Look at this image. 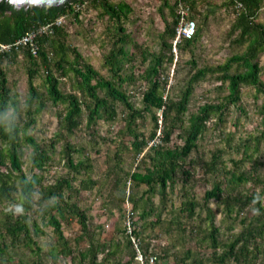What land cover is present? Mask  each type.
<instances>
[{
    "label": "trees",
    "instance_id": "1",
    "mask_svg": "<svg viewBox=\"0 0 264 264\" xmlns=\"http://www.w3.org/2000/svg\"><path fill=\"white\" fill-rule=\"evenodd\" d=\"M200 1L204 0H161L159 13L162 15L167 9L170 21L164 19L161 52L155 54L140 50L127 32L125 23L132 10L123 1L69 0L61 7L16 10L5 0H0V45H10L27 31L49 24L63 15L78 21L80 14L89 9L106 16L112 25V42L103 56L108 78L101 76L84 61L74 46L66 42L67 33L63 25L55 27L51 36L38 39L35 54L29 48L0 50V204L6 202L9 207L0 212V264H11L12 255L22 249L36 257L33 264H42L43 255L36 238L44 235L46 227L52 228L58 245L57 248H49V255L55 261L61 256L69 257L73 264L77 259L79 264H101L120 251L117 244L106 252V257L98 259L108 246L89 229L86 212L76 201L81 192L92 190L97 185L91 177V158L68 140L83 121L87 128L94 127L99 120L113 122L118 116L117 104L123 107V134L130 137V148L121 144L116 157L119 159L120 153L126 150L137 158L147 149L136 169L126 174L132 187L143 185L146 191L139 196L133 193L125 196V191L121 190L119 198L120 203L130 202L133 213L138 212V217L132 222V235L139 241V250L145 256L146 264H149L150 252L147 253V243L143 247L138 221L145 222L151 216L154 218L150 226L158 227L172 240L162 249L161 255L152 253L158 259L166 257L177 244L183 247L190 240L194 247L182 250L183 256L178 259L181 264H187V260H190L188 264H264V158H261L264 145V81L261 76H264V65L259 64L264 53V24L258 19L264 0H225L223 5L231 8L233 16L229 45L231 50L241 51H231L222 64L215 66L197 68L195 60H190L193 72L172 95L166 92V62H173L172 41L180 17L179 5L187 8L188 19L196 23L193 36L175 46L182 52L189 50L201 37V27L196 21L204 24L210 15L202 14ZM237 3L242 7L235 10ZM77 5H81L78 10ZM130 46L140 50L143 61L148 60L146 68L138 76L144 85L140 92V107L130 100L133 96L128 89L137 81L132 68H127L135 55ZM18 60H23L26 65L27 92L23 102L18 92L9 86L6 70ZM41 72L45 92L34 84ZM211 78L218 82L216 91L225 94L219 95L215 101L203 103L185 118L196 85ZM64 79L71 81L69 92L60 88ZM245 87L253 88L262 96L257 109L260 117L258 133L250 134L234 145L237 157L229 158L230 166L222 160L224 152L214 155L204 164L206 172L215 176L211 187L197 199L191 186L188 190L184 185L180 193L183 199L177 208H173L168 189L174 191L177 173L181 172L185 181L189 179L191 170L183 169V164L209 122L214 121L216 127L223 124L230 106L244 112L241 96ZM48 103L61 106L56 112L58 131L48 142H37L29 132ZM158 111L159 116L156 114ZM146 115L152 121L148 136L138 131ZM8 125H11L10 132L5 131ZM157 132L158 143L147 147ZM174 133L183 140L182 145H169ZM60 140L63 141L62 147L57 151L56 144ZM230 142L228 139V146ZM27 148L30 149V175L23 170ZM56 153L60 165L67 170L66 174L52 183H45L44 173ZM118 180L117 177L114 180L117 187ZM154 193L160 198L158 206L150 198ZM211 201H215L218 211L209 206ZM18 203L23 205L22 214H16L12 208ZM218 212L221 216L216 224ZM72 219L81 230L79 236L72 238L76 248H72L63 236L61 227V220L69 222ZM223 223L226 224L225 231H221ZM235 228L239 230L234 231ZM123 235L128 251V260L123 264H130L135 260L136 251L125 229ZM79 242H85L86 247L81 249ZM206 247L207 253L202 254ZM154 264H158L157 260Z\"/></svg>",
    "mask_w": 264,
    "mask_h": 264
},
{
    "label": "rangeland",
    "instance_id": "2",
    "mask_svg": "<svg viewBox=\"0 0 264 264\" xmlns=\"http://www.w3.org/2000/svg\"><path fill=\"white\" fill-rule=\"evenodd\" d=\"M109 1H123L130 6L132 12L129 20L125 23V27L140 50L155 54L161 52L160 39L164 30V19L170 21L167 9L163 10L162 15L159 13V8L162 4L161 0ZM224 2L225 0H204L199 2V8L203 12L202 14L210 13V15L204 24H202L200 20L196 21L197 25L201 27V37L194 46L182 52L172 49L174 54L173 62L170 64L166 62V92L174 95L185 83L190 73L193 72L190 60H195L197 68L215 66L217 64H222L224 60L230 56L231 51H241V49L231 50L229 45V29L233 16L231 8L227 6L224 7ZM258 19L264 24V5ZM62 25L67 33L66 42L74 46L81 54L84 61L92 66L101 76L108 78V72L103 66V56L108 52L112 42L110 39L112 25L107 17H102L97 11L89 9L80 14L78 21L66 15ZM130 50L134 52L135 55L131 65H128L127 68H132L133 74L137 76V81L133 87L130 86L128 89L133 96L130 100L134 102L136 107H140V92L143 90L144 85L142 81L139 80L138 76L146 68L148 60H142V56L139 52L140 50H135L131 46ZM165 54H167V52ZM259 64L264 65V53L259 58ZM6 70L9 86L18 92L19 98L21 102H23L27 92L25 62L23 60H18L17 63L6 68ZM42 74L43 72H41L40 76L35 78L34 84L40 91L45 92L42 83ZM261 79L264 81L263 75ZM70 82L71 81L64 79L61 82L60 88L65 92H69L71 89ZM217 85L218 82L213 78L196 85L190 97L185 118H187L190 113L196 112L197 108L203 103L215 101L219 95L222 96L225 94V92L221 93L216 91ZM261 100L262 96L256 94L253 88L245 87L242 89L241 96V105L244 108V112H240L235 106H230L223 124L216 127L214 121L209 122L205 132L197 140L195 149L189 154L183 164V169L191 170L189 179L185 181L184 175L178 172L174 191L170 192L168 189V197L173 202V208H177L183 199L180 193L184 185H187L188 190H190L191 186L197 199L201 197L204 190L211 187L215 176L214 173L206 172L204 164L211 161L214 155L219 154L220 151L224 152L222 160L230 166L228 162L229 158L237 157L233 149L234 145L241 143L250 134L258 133L260 129V117L258 116L257 109ZM60 108L61 106L56 107L48 103L46 110L37 117L33 129L29 132L37 142H48L54 137L58 131L56 112ZM116 108L118 116L113 122L99 120L94 127L87 128L83 121L82 125L68 138L73 145H76L77 148H81L83 153L89 154L93 166L91 177L97 182V185L92 190L81 192L79 197L76 198V201L79 202L81 209L86 212L89 229L97 234L101 242L106 243V247L108 246L103 253L99 254L98 259H102L106 252L113 250L114 246L117 244L120 248V251L115 256L102 261L101 264H117L118 262L119 264H123L128 260V256H126L128 251L125 246L126 241L123 230L125 226L126 203H128L129 206H131V204L126 201L120 203L119 198L121 190L125 191V196H128L130 193L139 196L146 191V187L143 185L132 187L131 182L126 178V174L136 169L143 154L147 153V149L137 158H134L132 153L126 150L118 156L121 162H118L119 159L116 157V153H118L121 144L130 148V137L123 134L125 133V122L122 117L123 107L117 104ZM156 114L159 116L160 112L158 111ZM151 129L152 121L149 115H146L143 123H140L138 131L143 132L144 136H148ZM228 139H231L229 146L227 145ZM62 142L63 141L60 140L56 144L57 151L61 150ZM176 144L182 145L183 140L174 133L169 145L172 146ZM29 152L30 149L27 148L25 156L23 157V170L27 175H30ZM261 158H264V145L261 147ZM245 166H248V163H246ZM66 171L67 170L60 165L59 155L56 153L54 161L44 173V182L52 183L57 177L65 175ZM116 177L119 178L118 187L114 184ZM76 184L75 182L74 185ZM147 196H150V194ZM150 198L155 206L159 205L160 198L158 194L154 193ZM209 206L213 210L218 211L215 201H211ZM8 209L9 207H7L6 202L0 204V212H5ZM162 216L164 217V215ZM220 216L218 212L216 215V224ZM136 217H138V212H134L132 216L133 220ZM153 218L154 216H151L148 217L145 222L138 221L142 234L141 237L144 239V242H142L143 247L146 246V243L148 244L147 253L149 254L150 252V256L153 252L160 254L162 249L169 246L172 242L169 236L162 233L158 227L150 226V222ZM61 227L63 236L69 240L72 248H76L72 238L80 235L81 230L79 224L73 219L69 222L61 220ZM225 230L226 224L223 223L221 231ZM238 230L239 228L234 229V231ZM36 242L40 248V254L43 255L41 260L42 264H64V262L67 264V261L70 260L69 257L63 258L60 256L55 261L49 255V248L52 246L57 248L58 246L51 227L44 228V235L37 237ZM79 246L81 249H84L86 243L79 242ZM192 247H194V242L190 240H187L183 247L177 244L175 249L171 248L169 250L166 257H161L160 259L157 257V262L158 264H181V261L178 259L183 256L182 250ZM206 249L207 247L201 253L206 254L208 251H206ZM76 250L77 249L74 250V255L77 254ZM35 261L36 257L29 251L24 252L22 249L18 251L17 254L12 255L11 264H33ZM189 261L190 260H187L186 263L188 264ZM68 264H73V262L70 260ZM74 264H79L78 259ZM130 264H140V262L138 258L135 257V260Z\"/></svg>",
    "mask_w": 264,
    "mask_h": 264
},
{
    "label": "built area",
    "instance_id": "3",
    "mask_svg": "<svg viewBox=\"0 0 264 264\" xmlns=\"http://www.w3.org/2000/svg\"><path fill=\"white\" fill-rule=\"evenodd\" d=\"M87 2V1H86ZM85 4V3H84ZM82 4V5H84ZM81 7V5H77L76 9L78 10ZM242 7L240 3H237L235 6V10H238ZM178 13L180 15L179 21L175 27V36L172 41L173 49H176L175 46L177 43H179L183 39H189L193 36L195 29H196V23L195 21L188 19V11L187 8H185L182 5H179ZM66 15L58 17L53 22L39 26L35 29L27 31L24 35H22L20 38H18L14 43L10 45H0V50H6L10 48H14L15 50H19L21 48H29L32 54H35L38 49V39L42 36H51L54 32L55 27H60L64 23V18ZM159 132L156 135V138L148 142V146L154 145L158 143ZM126 202H128L126 200ZM133 211L132 207L126 203V216H125V232L130 237V240L134 246V249L136 251V257L138 258V261L140 264H146L145 262V256L140 252L139 250V241L132 235V222H133ZM148 263L154 264L157 260V257L155 255L148 256L147 258Z\"/></svg>",
    "mask_w": 264,
    "mask_h": 264
},
{
    "label": "water",
    "instance_id": "4",
    "mask_svg": "<svg viewBox=\"0 0 264 264\" xmlns=\"http://www.w3.org/2000/svg\"><path fill=\"white\" fill-rule=\"evenodd\" d=\"M9 3L13 9H30V8H49V7H61L69 0H5Z\"/></svg>",
    "mask_w": 264,
    "mask_h": 264
},
{
    "label": "clouds",
    "instance_id": "5",
    "mask_svg": "<svg viewBox=\"0 0 264 264\" xmlns=\"http://www.w3.org/2000/svg\"><path fill=\"white\" fill-rule=\"evenodd\" d=\"M24 2H26V0H24ZM5 131H9L10 132L11 131V125L6 126ZM53 199H55V197ZM12 208L14 209L16 214H22L23 211H24L23 205L19 204V203L15 204V205H12Z\"/></svg>",
    "mask_w": 264,
    "mask_h": 264
}]
</instances>
